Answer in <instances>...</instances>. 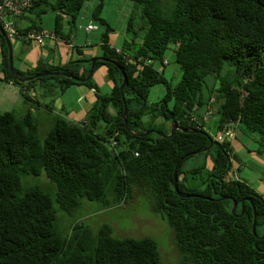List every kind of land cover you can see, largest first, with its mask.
Wrapping results in <instances>:
<instances>
[{"label":"trees","instance_id":"trees-1","mask_svg":"<svg viewBox=\"0 0 264 264\" xmlns=\"http://www.w3.org/2000/svg\"><path fill=\"white\" fill-rule=\"evenodd\" d=\"M85 1L35 0L28 11L36 6L38 17L54 14L55 33L68 38L65 23L76 26ZM132 1L139 12L129 16L131 38L121 49L112 47L114 29L99 16L101 4L96 9L93 17L107 26L102 56L115 62L97 60L84 82L57 75L19 81L17 75L52 70L84 77L94 57L12 72L0 31L4 78L20 88L50 79L61 89L95 87L92 77L102 65L113 85L109 93H97L84 120L60 118L44 137L32 113L18 118L0 112V264H161L155 239L116 237L108 223L94 229L80 220L66 234L59 231L60 210L72 214L83 198L120 206L135 188L149 194L154 211L167 220L183 264H264V195L236 173L232 141L207 131L202 113L211 107L220 114L219 131L238 124L264 139V0H174L170 16L163 0ZM33 28L42 30H27ZM173 45L182 70L175 85L154 64L164 63ZM120 67L128 76L123 90ZM158 83L166 85V94L150 102V89ZM173 122L196 131L144 134L169 133ZM200 149L205 150L194 153ZM183 157L177 191L174 172ZM42 172L57 185L55 199L40 186H24L23 175ZM225 196L237 199L235 212ZM244 198L250 200L242 213Z\"/></svg>","mask_w":264,"mask_h":264},{"label":"rangeland","instance_id":"rangeland-1","mask_svg":"<svg viewBox=\"0 0 264 264\" xmlns=\"http://www.w3.org/2000/svg\"><path fill=\"white\" fill-rule=\"evenodd\" d=\"M100 4L99 16L103 17L114 29L111 32L113 44L117 47H124L126 45L125 40H130L131 38L128 36L129 32L127 30L129 16L133 10L139 12L135 8L136 3L132 0H86L82 9L77 14V30L85 31L86 26L92 23L96 28L89 31L93 36L89 35V37L94 40V43L101 41L103 34L107 30V26L99 19L93 17ZM174 4V0H163V9L166 15L170 16ZM174 48L175 46L173 45L165 52L164 56L167 63L164 64L161 60L154 62L155 67L162 71L173 85L178 83L182 76L181 66L175 60ZM128 51L132 52L131 49H128ZM101 67L105 69L106 66H100L95 72ZM106 78L109 82L111 81L108 75H106ZM166 90L164 83L154 85L150 89L148 100L150 102L161 100L165 96ZM207 110L209 112L213 111L211 107ZM219 117L220 114L218 112H211L210 116L204 117L205 129L215 137L223 133V131H219L218 129ZM236 133V138L241 142H243L242 138H244L245 143L247 141L246 145L237 148L233 152V163L236 166L237 174L243 179L246 178V174H250L248 180H245L263 193L264 188L259 182L260 178L264 179V139L256 133L251 135L244 133L242 126L236 127ZM241 164H243L242 169H240ZM22 180L25 187L40 186L52 194L55 199L57 185L44 172L38 175L25 174L22 176ZM55 204L58 206L56 201ZM80 220L85 221L94 229H98L102 224L108 223L112 226L114 235L119 238H153L160 246L161 264H183V255L176 245L172 228L161 214L154 211L151 196L147 193H141L137 188L134 189L133 196L128 202L120 206L106 207L100 201L83 198L81 206L72 214L60 210L58 212V228L60 233L66 234L71 229V226Z\"/></svg>","mask_w":264,"mask_h":264},{"label":"crops","instance_id":"crops-1","mask_svg":"<svg viewBox=\"0 0 264 264\" xmlns=\"http://www.w3.org/2000/svg\"><path fill=\"white\" fill-rule=\"evenodd\" d=\"M38 11H40L39 7L35 6L33 11L25 12L15 18V27L18 34L10 38L14 47L16 69L32 71L40 63L45 66H63L70 60L103 55L102 40L99 43H94V40L89 37V35L92 36L91 32L77 30L78 18L75 27H71L68 22L65 23V34H69V36L63 38L55 33V15L44 13L38 17L36 15ZM35 25H41L42 27V30L39 31L44 33L42 44L24 38L23 33L29 31L27 29ZM31 30L37 29L33 28ZM78 46L81 51L76 48ZM112 47L122 48L115 46L113 42ZM1 65L2 52L0 45V112L11 111L18 118L24 117L29 112L32 113L38 123L40 137H44L60 118H67L73 122L84 120L97 99V93H109L113 87L112 81L109 82L106 78V75H108L107 67L105 69L101 67L92 77L95 87L86 84H72L61 89L59 82L53 79L43 80L28 87L20 88L12 80L7 81L4 78L5 75ZM211 112L207 109L202 110L204 117L210 116ZM236 127H239V125L234 124L230 128L235 132V138L237 136ZM242 141L236 138L232 142L234 151L246 145L247 141L245 143L244 138H242ZM242 168L243 164L240 165V169ZM245 176L244 179L248 180L250 174ZM259 184L264 188L263 178H260ZM262 194L264 195V192Z\"/></svg>","mask_w":264,"mask_h":264},{"label":"water","instance_id":"water-1","mask_svg":"<svg viewBox=\"0 0 264 264\" xmlns=\"http://www.w3.org/2000/svg\"><path fill=\"white\" fill-rule=\"evenodd\" d=\"M0 31L3 34V36L5 37L6 42L8 44V49H9L8 59H9L10 69H11L12 72H15V70H14V47H13V43H12V40H11L9 34L6 32L4 26L2 25L1 22H0ZM97 60L113 61L112 59H110L108 57H105V56H97V57H94L93 60H92V65H91L90 72H89V74L87 76H84V77L75 76L73 74H70V73L65 72V71H62V70H52V71L40 72V73H37L35 75L26 76V77H22L20 75H17V78L21 82H28V81H31V80L37 78V77L57 75V76L69 77V78H72V79L77 80L79 82H84L90 76H92V74L94 72V66H95V63H96ZM113 62H115V61H113ZM120 69L122 70V73H123V83L121 84L120 89L123 90L124 87L127 86V84H128V76H127V73H126V71L124 70L123 67H120ZM125 115H127V112H125ZM125 121L127 122V117L126 116H125ZM177 129L184 130V131H196V130H193V129L184 128V127L180 126L177 122H173V123H170L169 133H165L163 131L156 130V129H151V130L146 131L144 134H149V133H151V132L154 131V132H156V133H158V134H160L162 136L169 137V136H172L176 132ZM212 145H213V142H211L209 148L212 147ZM203 150H205V149H200V150H198V151H196L194 153H200ZM185 157H183L178 162V164L176 165V168H175V172H174V185H175V189L177 191H178V185H177L178 167H179L181 161ZM223 198H231L233 200L232 211L235 212V210L237 208V204H238L237 199H235L234 197H228V196H225ZM246 200H250V198H244V199H242V208H243L242 213L244 212V203H245ZM256 224H257V213H256V211L254 209V219H253L252 229H253V232L255 234H257V232H256ZM262 237H264V233H263Z\"/></svg>","mask_w":264,"mask_h":264},{"label":"built area","instance_id":"built-area-1","mask_svg":"<svg viewBox=\"0 0 264 264\" xmlns=\"http://www.w3.org/2000/svg\"><path fill=\"white\" fill-rule=\"evenodd\" d=\"M35 0H0V21L4 26L6 32L9 36H14L18 34V31L15 27V18L23 15L34 5ZM95 25L92 23L86 26V30L90 31L95 29ZM24 38L35 40L38 43H43L44 33L37 30H29L23 33ZM164 63H167V60H164ZM235 137V132L233 130H226L223 133L219 134L216 138L217 140H224ZM137 154V153H136Z\"/></svg>","mask_w":264,"mask_h":264}]
</instances>
